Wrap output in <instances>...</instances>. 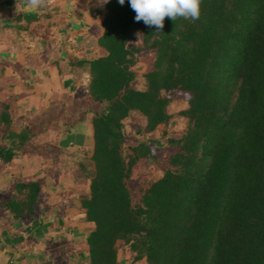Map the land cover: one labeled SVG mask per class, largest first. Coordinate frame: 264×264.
<instances>
[{"label": "trees", "instance_id": "16d2710c", "mask_svg": "<svg viewBox=\"0 0 264 264\" xmlns=\"http://www.w3.org/2000/svg\"><path fill=\"white\" fill-rule=\"evenodd\" d=\"M101 10V54L70 55L69 63L97 106L69 127L90 115L93 147L76 171L88 182L77 199L82 225L92 226L88 264H120V250L129 264H264V0H201L199 19L166 17L160 32L135 20L129 0H108ZM22 18L24 26L3 27L30 32L38 15ZM135 33L140 43L129 45ZM143 57L150 67L141 90L132 69ZM175 97L187 103L179 113L186 129L167 139L161 176L133 190L132 169L155 159L153 136L170 124ZM131 112L145 119L138 132L151 140L127 145ZM14 122L9 103H0L3 165L24 155L35 135L30 125L14 130ZM42 187V180L14 181L0 208L12 221L34 220Z\"/></svg>", "mask_w": 264, "mask_h": 264}, {"label": "rangeland", "instance_id": "374dc122", "mask_svg": "<svg viewBox=\"0 0 264 264\" xmlns=\"http://www.w3.org/2000/svg\"><path fill=\"white\" fill-rule=\"evenodd\" d=\"M0 1L4 3V6L0 8V25H2V27L0 26V103H9L11 115L15 119L14 130L19 131L22 127L30 125V129L32 128L35 134L22 150L25 153L24 157L12 161L8 165L0 164V174H4L6 177L1 178L0 175V200L4 198L3 196L7 192V187L10 185L9 181L13 179L12 182L27 181V178L36 175L43 178L45 184H47L43 188L46 192V200L39 204V211L37 212L39 213V220L32 227L39 226L41 233L42 227L48 225L45 218L49 215L54 217L49 221V224L53 223L54 225L55 223L56 227L52 230L54 234L47 238L49 240L47 242L48 246L44 248L43 244H37L41 253L40 256L51 260L58 257L61 260V257H63L65 259L62 261L66 262L70 257L73 258V264L75 262L88 264L85 250H83V236L76 229L78 221L74 218L75 210L79 206L77 199L79 195L87 193L88 182L82 181L81 178L80 182L75 184L73 179L78 178L81 174L76 172L79 157L84 155L81 156L79 151L81 149V153L88 150L90 152L91 142H86L81 148L76 149L71 145V139L66 136L67 134H64L65 130H63L64 127L61 124L66 123V130L73 128L70 131L72 135L89 133L90 115L87 114L85 121L79 124L76 123L72 128L69 127L73 126L74 121L82 117L84 111L87 109L96 110L97 106L87 101L77 83L73 82L67 85L62 81L59 72L57 74L54 69L50 70V66H52L50 63L52 61H65L66 58L70 59L69 54L75 55L76 58L94 57L101 54L95 43L96 37L101 33L99 24L104 16V11L101 10L103 3H101V0H51L50 3L40 7L43 10L39 9L38 12L44 14L39 18L40 21L38 23L32 22L29 25L30 29L36 24L38 28L30 32L17 33L14 29L5 28L3 25L10 20L22 26L26 25L25 19L22 18L26 11L23 0H21L19 11L16 7L18 0ZM74 9L78 12H75ZM47 10L52 11V16L49 18L45 16ZM95 10L99 12L95 13ZM67 13H74V15L77 13L79 15L74 22H71L70 27L61 28L58 26L57 15L62 14L65 16ZM18 15H21L20 21L14 19ZM47 24H49L48 33L45 27ZM34 35L39 39H37L39 42L31 38ZM41 38H45L42 43H40ZM138 43H140V33H135L129 45ZM60 49H62L61 52ZM149 67L150 63L145 57L135 64L132 69L135 73V88L144 89V73ZM68 70H66V73ZM54 79L55 91L52 88L49 98H45L46 94L41 96L42 92H35L37 90L41 91L42 87L46 89V83L50 87L52 85L50 81ZM56 82L60 85H57ZM63 85H67V90ZM32 88L34 89L32 90ZM44 102V108L42 109L41 105ZM186 108L187 103L176 97L170 102L167 112L171 115V122L167 127L159 128L153 136L152 142L158 149L155 159H143L132 169L131 187L133 190H137L138 186H146L161 176L162 167L159 164L165 160L167 150H170L167 139L179 138L186 129L187 121L179 115L180 111ZM144 125L145 119L143 117L136 112L130 113L124 121L127 145H136L137 140H151L152 135L143 136L142 133L138 132ZM82 140L83 138L80 137L77 141L82 142ZM45 143H50L49 147L43 145ZM55 145L57 148H53ZM54 166L61 176L51 178ZM63 203L68 205L64 208L67 213V221L58 216L62 212L59 206ZM1 213H3L2 209H0V218H2ZM44 213L47 215L41 217ZM25 222L27 223L26 220ZM62 222H65L67 226L70 225L69 229L73 231L72 234H69V230H66L67 226L61 225ZM22 224L24 223H17L13 226L15 232ZM60 228H64V231L60 232ZM57 231L59 234H55ZM33 244H36V242H33ZM63 248L67 250L65 257L62 254ZM123 251L118 252L120 264H129V254ZM136 264L146 263L142 260Z\"/></svg>", "mask_w": 264, "mask_h": 264}, {"label": "crops", "instance_id": "0c3cea01", "mask_svg": "<svg viewBox=\"0 0 264 264\" xmlns=\"http://www.w3.org/2000/svg\"><path fill=\"white\" fill-rule=\"evenodd\" d=\"M39 9L40 8L35 9V10H32V9L27 10L26 9V11H32L35 15H38V20L35 21L36 23H38L40 21L39 20L40 17L44 16V14H40V12H38V11L43 10V9H40V10ZM75 10L76 9H74V11ZM75 12H78V10L75 11ZM94 12L95 13H98L99 11L98 10H95ZM51 13H52V11H48L47 13H45V16L47 18H49L50 16H52ZM78 15L79 14H77V13H75V15H74V13H67L65 16H63L62 14L61 15L58 14L57 15L58 16L57 19H58V22H59L58 23V26L61 27V28L67 27L68 25L66 23H63L62 19L67 20V23L68 22L71 23L72 21L73 22L75 21V18H77ZM48 25L49 24H47V26L45 25L47 33H48ZM37 26L38 25L36 24L30 30L34 31L36 28H38ZM31 38H34V40L35 39L36 40L38 39V38H36L35 35H34V37H31ZM38 40H37V42H39ZM44 40H45V38H41L40 43H42V41L44 42ZM65 42H67V41H65ZM61 43H63V41H61ZM59 51L61 52L62 49H60ZM67 51H68V49H67ZM67 55H68V53H67ZM69 56H70V54H69ZM70 61H71V57H70V59H67L66 58L65 61H61V60L59 62L52 61V63H50V65H52V66H50V70L51 69H54V72L57 73V74L59 72L61 74L59 77L61 78L62 81H64L65 83H67V85H68V83H73L74 82V83H77L78 84V88L80 89L81 87L84 86L83 80L86 81V79L83 78V74H81L79 71L77 72L76 70H71L70 69V66H71L69 64ZM67 69H69V70L66 73V70ZM50 82L52 84L50 87L46 83V86H47L46 89H44V87H42L41 88V91L40 90L39 91L37 90L35 92H42L41 93V96H44V94H46L45 95V98H47V97L49 98L50 91L52 90V88L55 91V79L54 80H51ZM56 84H57V82H56ZM57 85H60V83L57 84ZM66 86H64L65 90H67L66 89ZM33 89L34 88H32V90ZM45 102L43 103V105H41L42 106V109L44 108ZM63 130H65V129H63ZM71 130H69V131H66L65 130L64 134H67L66 136L71 139V141H72L71 145L72 146H74L76 149H79L83 145H85L86 142H89L90 141L91 142V150H92L93 142H92V139H91V132L90 131H89V133H86V134L83 133V134H76V135L73 134L72 135L70 133ZM32 133H34V132L32 131ZM80 137L83 138L82 142H78L77 141L78 138H80ZM43 145L49 147L50 143H45ZM55 147H56V145L53 146V148H55ZM79 152H80L79 154H81V156L84 154L83 155L84 157L83 156L82 157H79V161H82L81 160L82 158L84 159L86 156H88L91 153V151L89 152V150L87 152H85V153H81V149H80ZM24 156H25V154L22 155L21 157H24ZM20 158H18V159H20ZM18 159H15V160H18ZM0 175H1V178L2 177L3 178L5 177L4 174H0ZM57 176H61L58 173V170L57 171H54L53 170V174L51 175V178H56ZM78 178H74L73 179V183L75 182V184H78L80 182V179H81V178H79V179ZM27 180H42L43 181L42 199H43V201L46 200V196H45L46 192H45V190H43V188L47 184H45L44 179L41 178L40 176L36 175L34 177L27 178ZM12 181H9L10 182L9 183L10 185H11ZM82 181L85 182L86 180H84L82 178ZM0 182H1V179H0ZM10 185L7 187V190L9 189ZM0 195H1V191H0ZM39 204L37 206V212L39 211V206H40ZM66 207H68V205H66ZM66 207H64V208H66ZM59 208H61V207H59ZM64 208L63 209L61 208L62 209V212H64V214L62 215L61 213H59L58 216L64 218L65 221H67L68 220L66 218L67 213L65 212V209ZM0 209H2V208H0ZM38 214L39 213H37V217L34 220H27V219H25L27 221V223H26L25 220H21V221H17V222L12 221L11 219H9V217L6 215V213H4V212L1 213V217L2 218H0V264H73L74 263L72 261L73 258H70V257H69V259L66 262V261H62V260L65 259L63 257H61V260L59 259V257L56 258V259L51 260V259L42 258L40 256L41 253H40V250H39L37 244L38 243H41V245L43 244L44 245V248H45V246H48V243L47 242L49 240H47V238L54 234L53 233L54 231H52V230H53L54 227H56V225H55V223H54V225H53V223L52 224H49L50 223L49 221H51L52 219H54V217H52L51 215L47 216V218H45V220L48 221V225H47V227H44V228L42 227L41 233L43 234V236H41L42 234L39 231V226L38 227H34V228L32 227V225L35 224V223L37 224V222L39 220L38 219ZM44 215H47V214L44 213V214H42L41 217H44ZM78 216H79V211H78V208H77V210H75V214H74L75 220L78 221V224L76 225L77 226L76 229L78 231H80L81 234H82V236H83V240H82L83 241V250H85L84 239L89 234V232L92 230V226L91 225H86V226L82 225V222H81V220L79 219ZM17 223H24V224L19 225L18 230H16V232H15V228L13 226L15 224H17ZM63 224H64V226H67V225H65V222H62L61 225H63ZM20 226H22V227H20ZM69 226L70 225H68L66 227V230H69V234H72L71 232H73V231H71L69 229ZM60 230H61L60 232H62V231H64V228H60ZM55 234H59V232L57 231V232H55ZM33 242H36V244H33ZM66 252H67V250L65 248H63L62 249V254H63L64 257H65ZM75 264H78V262H75Z\"/></svg>", "mask_w": 264, "mask_h": 264}, {"label": "clouds", "instance_id": "9594fccd", "mask_svg": "<svg viewBox=\"0 0 264 264\" xmlns=\"http://www.w3.org/2000/svg\"><path fill=\"white\" fill-rule=\"evenodd\" d=\"M26 9H38L51 0H23ZM106 4L108 0H101ZM123 5L125 0H119ZM132 10L136 13L135 20L143 21L146 26H155L157 32L164 28L166 17L175 21L178 17L185 19H199L201 0H129ZM21 6V0L17 2V11Z\"/></svg>", "mask_w": 264, "mask_h": 264}]
</instances>
